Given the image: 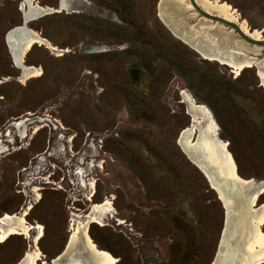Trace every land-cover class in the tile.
Listing matches in <instances>:
<instances>
[{
  "label": "rangeland",
  "instance_id": "obj_1",
  "mask_svg": "<svg viewBox=\"0 0 264 264\" xmlns=\"http://www.w3.org/2000/svg\"><path fill=\"white\" fill-rule=\"evenodd\" d=\"M60 1L36 0L51 8ZM66 1L68 10L28 24L59 51L33 46L25 60L42 74L22 82L6 43L8 30L22 22V0H0V134L11 148L0 152V217L33 202L25 218L43 226L39 247L52 264L70 238L73 214L109 197L113 211L99 213L89 230L116 264H210L224 207L178 138L195 118L199 135L189 144L195 149L209 124L239 173L263 180L264 87L256 68L237 75L201 56L164 24L161 0ZM169 1L189 25L204 19L249 44L231 26L200 16L191 0ZM218 1L264 36V0ZM190 96L210 114L189 105ZM23 116L32 119L25 137L8 126ZM32 244L12 235L0 244V264L18 263Z\"/></svg>",
  "mask_w": 264,
  "mask_h": 264
},
{
  "label": "bare ground",
  "instance_id": "obj_2",
  "mask_svg": "<svg viewBox=\"0 0 264 264\" xmlns=\"http://www.w3.org/2000/svg\"><path fill=\"white\" fill-rule=\"evenodd\" d=\"M196 1L198 4L200 3L202 8L206 9L205 11L215 13L239 24L243 32L248 36L264 39L261 31L250 29L247 20L241 17L239 11L228 2H219L218 0ZM33 8L39 10L41 5L36 3V5H33ZM45 8L64 11L69 9V4L66 0H61L59 9ZM31 10L33 11V9ZM164 10L165 8H160L161 12L159 11V14L163 15L165 13ZM21 11L22 14L27 13L26 0H22ZM168 13L169 11L166 12V15ZM188 20L189 16L184 15L177 20L166 19V22L172 26L175 25L176 27L173 26L174 32L184 36V39H189L193 42L196 49L204 57L231 66L237 75L244 68L254 66L264 87V59H257L251 55L253 53H260L263 49L262 45L252 46L243 44L233 33L218 25H212L204 19L197 22V27L193 24L189 25ZM178 24L182 25V29L179 30L177 28ZM17 26L12 27L6 33V43L14 65L21 71L20 78L22 82H25L30 78L38 77L42 74L41 68L28 64L25 60L27 52L33 46L39 44L52 50L59 51V49L42 34L30 28L29 25L22 28ZM185 101L192 107L201 109L204 114H210L208 107L205 104H199L195 98L190 96ZM31 122L32 119L30 117L23 116L12 121L9 127H15L19 135L25 137L27 127ZM209 126V124L205 125L207 136L205 143L198 144L199 140L196 139L194 145L197 148L193 149L189 144L194 132L198 133L197 129L195 130L197 128L196 119L193 118L192 124L181 131L178 143L194 163L199 165L198 161H202L208 165L212 172L204 171L211 181L214 175L220 179L219 181H221V185L224 188H229L226 191L221 186H215L213 183V188L218 192L220 199L226 207L225 230L216 264H264V230L262 228L264 226V203H258L261 195L264 194V179L256 180L254 178L243 177L239 173L237 163L225 145V142L219 137L213 136L211 133L212 128ZM9 127L7 129L6 135L8 138L6 141L12 144L14 143V137ZM3 135L0 134V138ZM10 149V146L1 138L0 152ZM80 183L87 187V182L84 179H81ZM39 189L40 187L37 186L33 188L37 195L36 202L41 198ZM33 206L34 203L31 202L19 213H5L0 217V244L4 243L14 234L25 235L27 238H30L33 244L26 251L20 264H39L38 259H41L42 264H50L44 259V255L39 247V241L43 236V226L38 222L30 223L25 218ZM112 211V200L107 197L101 204H94L88 213L73 214L67 250L64 255L62 253L58 254L59 256L53 260L52 264H116L118 259L110 251L99 247L90 235L89 230L90 224L100 219L99 213L110 214ZM32 230L36 231L34 236L31 234Z\"/></svg>",
  "mask_w": 264,
  "mask_h": 264
},
{
  "label": "water",
  "instance_id": "obj_3",
  "mask_svg": "<svg viewBox=\"0 0 264 264\" xmlns=\"http://www.w3.org/2000/svg\"><path fill=\"white\" fill-rule=\"evenodd\" d=\"M27 2V13L26 14H22V22L20 25H18L17 27H28V24L29 22L33 21V20H36L38 18H41L47 14H50V13H53L54 12H59L57 10H53V9H47L45 8L44 6L41 5V8L39 10H35V8H33V5H36V0H26ZM193 6L196 8V10L199 12L200 16L202 17H206L207 19L211 20V21H215V22H218V23H221V24H224L226 26H231L232 28H234L236 30V32L239 34V36L241 37V39H243L244 41H246L247 43L251 44V45H262L264 47V39H259V38H253V37H250L248 36L247 34H245L243 32V30L241 29V27L239 26V24L231 21V20H228L227 18L225 17H222L220 15H217L215 13H211V12H208V11H205L203 10L202 8H200L195 0H191ZM61 6V1L59 2V5H58V8L56 9H59V7ZM167 7V8H166ZM158 8H159V11H160V8H165V13L162 15V14H159L160 18L162 19V21L164 22V24L169 28V30L173 33V35L175 37H177L178 39H180L181 41H183L184 43H186L188 46H190L192 49H194L196 52H198L201 56H203L200 51H198L194 45L193 42H191L189 39H184V36H182L181 34L179 33H175L174 32V27L175 25H171L170 23L166 22V19H169L171 18V20H177L179 17L181 16H184L181 12H179L180 10V6H178L177 4L169 1V0H161L159 2V5H158ZM33 9V11L31 10ZM35 10V11H34ZM169 11V13L166 15V12ZM161 12V11H160ZM168 16V17H167ZM198 23H196L194 26L197 27ZM180 29H182V25H177ZM176 27V26H175ZM16 28V27H15ZM13 28V29H15ZM187 38V37H186ZM253 57L257 58V59H263L264 58V50L261 54L259 53H253L251 54ZM206 58V57H204ZM206 59H209V58H206ZM210 60V59H209ZM192 124V122H191ZM197 136L199 135V131H198V127H197ZM187 157L189 158V160L195 165L197 166L200 171L204 174V176L206 177L207 181L209 182V185L211 186L212 189L213 188V183L215 186H221V188H224L222 185H221V181H219L220 179H218L217 177H215L213 175V179L212 181L207 177L206 173L204 170H207V171H211V169L208 167V165H206L205 163H203L202 161H198L199 162V165L194 163V161L192 159H190L189 155L184 152ZM226 191H228V187H225L224 188ZM215 190V189H214ZM216 191V190H215ZM217 195H218V198L219 200L222 202V200L220 199V196L218 194V192L216 191ZM223 204V202H222ZM223 207H224V211H225V216H224V222H223V228H222V232H221V236H220V240H219V244H218V247H217V250H216V253H215V256L213 258V260L211 261L210 264H216V261H217V255H218V251L220 249V245H221V240H222V237H223V233H224V230H225V217H226V207L224 206L223 204ZM69 242V241H68ZM67 245L68 243L66 244V246L64 247V249L62 250V254L64 255V253L66 252L67 250ZM60 253V254H61ZM59 256V255H57ZM57 256L53 259H51V263H53V260L54 259H57ZM22 260V259H21ZM21 260L16 263V264H20L21 263Z\"/></svg>",
  "mask_w": 264,
  "mask_h": 264
},
{
  "label": "flooded vegetation",
  "instance_id": "obj_4",
  "mask_svg": "<svg viewBox=\"0 0 264 264\" xmlns=\"http://www.w3.org/2000/svg\"><path fill=\"white\" fill-rule=\"evenodd\" d=\"M9 125H10V124H8V126H9ZM47 125H48V124H47ZM48 126H49V125H48ZM7 129H8V127H7ZM7 129H5V131H6ZM4 133H5V132H4ZM6 133H7V131H6ZM6 133H5V134H6ZM1 134H2V133H1ZM6 139H7V138H6ZM46 152H47V151H46ZM46 152H45V153H46ZM22 208H23V207H22ZM68 241H69V240H68ZM67 243H68V242H67ZM59 254H60V253H59Z\"/></svg>",
  "mask_w": 264,
  "mask_h": 264
}]
</instances>
